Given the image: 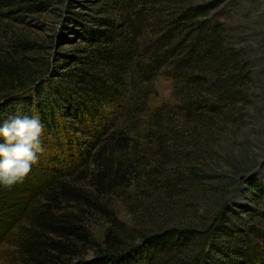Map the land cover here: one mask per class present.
Listing matches in <instances>:
<instances>
[{"label":"trees","instance_id":"trees-1","mask_svg":"<svg viewBox=\"0 0 264 264\" xmlns=\"http://www.w3.org/2000/svg\"><path fill=\"white\" fill-rule=\"evenodd\" d=\"M93 1L95 14L76 15L83 43L64 54L60 75L54 71L49 85L41 84L37 94L18 99L39 115L43 146L48 148L34 169L42 185L25 188L41 201L29 211L17 237L18 264H187L184 257L199 240L198 231L159 230L137 246L115 250L128 240V233L109 207L91 198H121L132 175L143 174L134 153L138 140L118 130V119L126 116L130 123L136 112L146 113L144 84L159 75L173 83L175 106L159 107L150 116L156 127L153 141L159 146L164 141L163 114L175 111L188 121L211 123L225 118L227 108L233 116L251 65L230 43L224 25L209 17L210 5H196L195 0ZM11 52L0 61V82L15 81L25 71L24 52ZM131 102L136 110L129 107ZM4 115L0 123L13 116ZM75 157L65 167L66 160ZM82 180L94 193L74 187ZM254 181L241 200L216 218L206 249L191 264H264V179ZM12 199L18 201L19 196ZM19 205L4 204L1 209ZM91 212L105 215L111 224L104 240L113 247L110 251L91 237ZM88 250L94 254L89 260Z\"/></svg>","mask_w":264,"mask_h":264},{"label":"rangeland","instance_id":"rangeland-1","mask_svg":"<svg viewBox=\"0 0 264 264\" xmlns=\"http://www.w3.org/2000/svg\"><path fill=\"white\" fill-rule=\"evenodd\" d=\"M93 2L0 0V61L13 50L24 52L25 61V71L15 81L0 82V114H33L18 99L37 94L41 84L49 85L54 71L60 75L64 54L83 43L78 36L76 15L95 14L90 9ZM194 4L213 7L209 17L224 25L230 43L239 50L241 59L251 65L242 99L235 105L236 113L231 116L226 108V117L211 123L200 119L188 121L175 111L163 114L160 133L164 141L158 146L153 141L156 127L151 113L162 106L173 108L175 100L172 81L164 75L157 76L143 87L146 113L136 112V119L130 123L126 116L118 119V130L129 132L138 140L134 153L140 158L137 164L140 169L143 167V174L132 175L121 198H100L96 194L91 198L98 206L109 207L128 233V240L115 250L137 246L143 237L159 230L198 231L199 240L188 251V258L184 257L187 264L200 258L212 225L225 207L238 202L254 180L264 179V0H195ZM129 107L134 108L132 102ZM126 109L124 113L129 114V108ZM147 132L150 134L146 138ZM83 139L89 141L87 136ZM41 140L43 144L44 138ZM44 149L40 165L48 154V148ZM75 160L76 157L66 160L65 167ZM35 168L36 165L22 183L0 187V264H18L20 260L17 237L25 228L29 211L41 201V197H34L35 191L25 192L26 186L30 190L34 184L42 185V177L35 178ZM150 171L153 172L148 174ZM74 187L90 195L94 193L87 180ZM16 194L18 201L12 199ZM16 203L20 205L14 210L1 209L4 204ZM63 206L66 208L65 203ZM90 214L87 225L93 241L102 250L110 251L113 247L108 248L104 240L111 224L101 213ZM92 257L93 251L88 250L86 259Z\"/></svg>","mask_w":264,"mask_h":264},{"label":"clouds","instance_id":"clouds-1","mask_svg":"<svg viewBox=\"0 0 264 264\" xmlns=\"http://www.w3.org/2000/svg\"><path fill=\"white\" fill-rule=\"evenodd\" d=\"M39 115H13L0 123V187L22 183L44 152Z\"/></svg>","mask_w":264,"mask_h":264}]
</instances>
